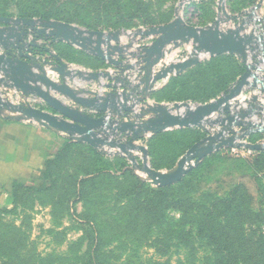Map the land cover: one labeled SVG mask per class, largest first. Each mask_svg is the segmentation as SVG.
Here are the masks:
<instances>
[{
    "label": "rangeland",
    "instance_id": "obj_1",
    "mask_svg": "<svg viewBox=\"0 0 264 264\" xmlns=\"http://www.w3.org/2000/svg\"><path fill=\"white\" fill-rule=\"evenodd\" d=\"M178 1L25 3L40 6L45 17L110 33L167 26L175 19ZM249 4L232 0L229 10L246 16ZM193 10L190 22L200 29L215 26L219 19L217 0H204ZM238 19L230 24L238 26ZM188 47L154 63L164 68L167 60L190 58ZM49 53L81 70L110 69L72 44L62 48L53 43ZM201 54L195 66L156 91L151 103L209 104L245 76L246 65L238 56ZM44 58L58 62L49 55ZM207 136L200 127L143 134L134 137L132 156L139 166L146 161L156 171L171 172ZM67 141L48 173L13 191L0 212V264H264V154L218 150L182 183L161 190L127 156L106 159L99 145ZM263 141L261 133L252 138L254 144ZM204 214H210L205 220L211 219V228L201 227Z\"/></svg>",
    "mask_w": 264,
    "mask_h": 264
},
{
    "label": "built area",
    "instance_id": "obj_2",
    "mask_svg": "<svg viewBox=\"0 0 264 264\" xmlns=\"http://www.w3.org/2000/svg\"><path fill=\"white\" fill-rule=\"evenodd\" d=\"M202 1L204 0H179L176 6L174 15L175 19L173 22H181V27L183 29H188L190 27L200 29L192 25L190 20L193 17V13H195L193 8ZM231 1L232 0H217L219 18L217 19V22L219 23L221 31L225 33L236 32L241 25H244L245 30L241 33V36L244 37L248 43L246 44V49L243 54H236V56H238L246 65L245 77H247V84L242 92L230 102L229 106L232 115L238 114V117L236 118L237 122L242 119L240 113L249 112V117L246 121L250 124L264 127V17L261 18L258 15L259 9H257L258 7L256 5L251 6V9L245 13L247 14L246 16L240 17V14L238 13L233 14L232 11L230 12L229 10ZM241 18L242 22L238 26L230 24V22L236 19L240 21ZM225 19L226 22L223 23V20ZM43 24V21L37 20L34 21L31 26L27 27L19 20L11 22L10 25L5 28L10 29L13 27L14 33L20 35V39L17 38L12 40L9 49H4L0 45V55L5 57L9 56L14 59L16 62L15 64H18L17 68L27 61L31 64L32 62L35 63V78L39 80V77L46 76L59 85H65L73 90L76 95L85 102L96 100L98 104H101L105 102L107 97H110L109 105L115 103L117 109L109 108L106 113H102L97 108H87L79 105L69 96L51 89L39 80L43 85L40 88L50 93L52 97L64 105L94 118L104 117L106 126L97 131L99 137L118 143L130 144L132 142V144L135 145V132L130 128H127L129 124H135L136 129L139 130L150 121L163 120L170 116L182 119L191 118L201 107L208 105H201L193 103L192 101L158 105L151 103V97L156 91H158L171 78L181 74V72L173 71L167 78L154 83V79L158 73L169 69L176 64H182L191 60H199L198 57L203 51L200 48V44L194 39L184 38L164 43L163 41L167 37H170L173 32L163 34L152 33L154 29L158 28H140L110 33L105 32L106 35L110 36L111 40L109 43L104 44V51L109 49V44L118 49L115 52V55L112 56L111 60L101 59L107 65H110L109 71L93 73L81 70V68L75 65L64 64V76H61L58 73L59 63H50L44 58V55L52 57L51 53L45 54L32 52L31 50L33 45L45 47L49 50V45L51 46L53 43L63 42L58 39H52L50 37V29L45 30V34H43L44 38L37 39V34L42 35L38 32L43 29ZM215 26L211 27L213 28ZM74 27L78 34L87 36V31L89 30L77 28L76 26ZM115 35L119 38L118 41L114 40ZM187 46H191V48L188 47V50L192 57L167 60L165 67L159 68L160 62H164L165 57L168 56L170 51H182ZM74 47L82 49L76 45H74ZM89 48L92 49L91 46ZM88 52L93 56H97L91 50H88ZM159 60V64L154 63ZM114 61L118 62V64H115ZM27 82L31 83V81ZM236 86L230 88L227 92H224L220 97L210 103L230 94ZM34 95L35 94L31 93L21 95L13 92L10 96L12 100L6 96L2 101L18 107H34L51 112L44 101L37 95ZM145 102H148L147 107L144 105ZM125 109H128V111H125ZM149 115H153L154 117L151 118V120H148ZM220 117H226L223 108L206 117L205 120L207 124L205 126L200 125L195 127H200L206 130L208 136L216 135L222 129L221 124L218 122ZM209 120H212L215 123L209 124ZM125 127L126 129H124ZM176 128L177 127H171L163 131H170ZM233 129L237 132V143H253L252 138L255 135L260 134L255 132L248 137L239 138L241 133L238 132H240L242 128L235 126ZM126 131L129 133L128 135L124 134ZM234 131L227 130L224 132V138L228 139L232 137ZM157 134L158 132L152 133L151 136H156ZM69 137L74 143L84 141V139L79 136L69 135ZM262 143H264V141ZM102 147L108 151H112V157L123 154L118 149L106 146ZM223 149L230 150L235 154L249 152V150L241 147H225Z\"/></svg>",
    "mask_w": 264,
    "mask_h": 264
},
{
    "label": "water",
    "instance_id": "obj_3",
    "mask_svg": "<svg viewBox=\"0 0 264 264\" xmlns=\"http://www.w3.org/2000/svg\"><path fill=\"white\" fill-rule=\"evenodd\" d=\"M260 6L261 5H259L258 7L260 8ZM21 22L25 26L29 27L34 23V20L22 19ZM43 22V29L38 32L39 34L43 35L45 34L46 29H50V37L52 39H58L66 43L79 46L86 51L91 50L100 59L111 60L112 56L115 55V52L118 50L117 48L109 44V49L107 51H104V44L109 43L111 39L110 36L106 35V33L103 31H87V36H85L78 34L76 28L73 25L47 20ZM10 23L11 22L9 18L0 16V45L4 49H9V45L12 40H15L17 38L20 39V35L14 33L13 27H11L10 29L3 27L9 26ZM244 30L245 26L241 25V27L236 32L225 33L221 31L218 22L213 28L210 27L208 29H197L190 27L188 29H183L181 27V22L177 21L167 26L154 29L152 33L163 34L173 32V34L171 33L170 37H167L163 41L164 43L184 38L194 39L197 43L200 44V48L202 51L208 52L210 56H219L225 54H243L245 52L246 44L248 43V41L241 36V33ZM114 40L118 41L119 38L115 35ZM90 46L92 47V49L89 48ZM51 55L59 63L58 73L61 76H64L65 65L62 62V59L52 53ZM15 63L16 62L11 57L0 55V74H10V76H14L16 87H19L24 91L31 92L40 97L47 105V107L51 110V112L34 107H18L11 103L3 102L1 97L0 108H11L19 111L20 113H22V116L19 118L20 120L30 119L39 123L40 125L59 131L60 133L79 136L84 139L85 143H88L90 145H99L100 147L106 146L118 149L125 156H127L132 161V163L149 178L151 182L158 186L168 187L179 183L185 176L193 171L194 168L197 167L203 159L225 147H241L251 152H258L264 149V143L254 144L236 142L237 132H235L233 129V127L235 126L242 128L241 131L238 132L241 133L239 138L248 137L255 132L264 134V127H261L260 125L250 124L248 121H246L249 117V112L240 113V117H242V119L237 122L236 118L238 117V114L232 115L231 108L229 106L230 102L235 99L246 86L247 77L245 76L241 79V81L238 82L237 86L233 91H231L230 94L219 98L213 103L201 107L191 118L182 119L179 117L170 116L163 120L150 121L139 130L136 129V125L133 123L127 126V128H130L135 132V137H141L143 134L160 132L171 127L190 128L200 125L205 126L207 124L205 118L223 108L226 117H220L218 119V122L222 127L221 131H219V133H217L216 135L207 136L202 141L196 143L179 161L174 170H172L171 172L163 173L152 169L146 161L143 166H139L136 159L132 156V149H136L135 145H133L132 142L130 144L118 143L114 141H108L102 137H99L97 135V131L103 129L106 126L104 117L94 118L90 115L78 112L75 109L64 105L63 103L52 97L50 93L46 92L44 89L36 85L35 81H31V83H28L24 79H18L21 69L17 68ZM114 63L118 64V62L116 61H114ZM197 63L198 61L191 60L182 64L173 65L171 68L158 73V75L154 79V83L167 78L168 75L173 71L182 73L195 66ZM31 75L33 74L31 73ZM39 80L51 89L69 96L76 103L83 107H94L99 109L102 113H106L109 108L117 109V105L115 103L109 105L110 97H107L105 102L101 104H98L96 100L85 102L80 97H78L73 90L65 85H59L46 76L39 77ZM1 81L3 82L2 78H0V83H2ZM125 111H128V109H125ZM212 123L215 122L209 120V124ZM124 129H126V127ZM227 130L234 131V135L228 139H225L224 132H226ZM139 149L142 153H145L146 151L145 147H140Z\"/></svg>",
    "mask_w": 264,
    "mask_h": 264
},
{
    "label": "crops",
    "instance_id": "obj_4",
    "mask_svg": "<svg viewBox=\"0 0 264 264\" xmlns=\"http://www.w3.org/2000/svg\"><path fill=\"white\" fill-rule=\"evenodd\" d=\"M25 1L17 0L18 4L12 5L4 3V0H0V16L9 18L10 22H14L15 20L21 21L22 19L34 21L47 20L65 24H69L70 22L65 19L60 20L58 17L44 18L45 12L40 9V6L26 4ZM246 2L257 7L261 5L260 8H257L259 9L258 15L261 18L264 17V0H246ZM55 44L62 46V48L70 45V43L66 42H58ZM15 65L18 66V64ZM35 67L36 64L33 62L31 64L27 61L21 64L19 66L21 70L18 79L35 81L36 85L42 87L43 85L40 81L33 76L36 73ZM0 77L3 79V82L0 83V97L2 99L7 96L12 100L10 96L13 92L21 95L31 93L16 87L14 76L1 73ZM21 116L22 113L14 109L0 108V212L8 206V199L16 188L18 189L19 187L29 185L43 175L46 162L55 159V157L53 159L50 158L54 154L57 156L56 154L64 147L66 142H69L67 140H70L71 137L40 125L33 120H20L19 118ZM124 134L128 135L129 133L126 131ZM100 150L104 158L112 157V151H108L103 147ZM120 155L121 157L124 156L123 154Z\"/></svg>",
    "mask_w": 264,
    "mask_h": 264
},
{
    "label": "trees",
    "instance_id": "obj_5",
    "mask_svg": "<svg viewBox=\"0 0 264 264\" xmlns=\"http://www.w3.org/2000/svg\"><path fill=\"white\" fill-rule=\"evenodd\" d=\"M1 12V11H0ZM0 15H1V13H0ZM5 16V15H4ZM44 18H48V17H44ZM36 38L37 39H42V38H44V36L43 35H36ZM31 50H32V52H39V53H45V54H48L49 53V50L47 49V48H45V47H39V46H35V45H33L32 47H31ZM66 148H67V145H64V147L62 148V150L57 154V156L55 157V158H58V156H60V154L64 151V150H66ZM258 154L259 155H263L264 154V152H262V151H260V152H258ZM204 160V159H203ZM202 160V161H203ZM201 161V162H202ZM54 162H55V159H53V160H49V161H47L46 162V164H45V170H46V172L48 173V171L51 169V167H52V165L54 164ZM201 162H200V164H201ZM200 164L198 165V166H200ZM194 171V170H193ZM193 171H191L188 175H190ZM47 175V174H46ZM183 180H184V178H183ZM183 180L182 181H180L179 182V184L180 183H182L183 182ZM173 185H171V186H168V187H161L162 189L161 190H165V189H168V188H170V187H172ZM260 187H262V186H260ZM261 189V188H260ZM15 190H17V188L15 189ZM202 217H204L203 219H202V222L200 223V225H201V227L202 226H204V225H207V226H210V228H211V226H212V223H211V219H209V221H208V223H207V220H205V217H210V214H204Z\"/></svg>",
    "mask_w": 264,
    "mask_h": 264
},
{
    "label": "bare ground",
    "instance_id": "obj_6",
    "mask_svg": "<svg viewBox=\"0 0 264 264\" xmlns=\"http://www.w3.org/2000/svg\"><path fill=\"white\" fill-rule=\"evenodd\" d=\"M202 54H201V56L203 57V56H207V55H209V53H207V52H201ZM208 120V119H207Z\"/></svg>",
    "mask_w": 264,
    "mask_h": 264
}]
</instances>
